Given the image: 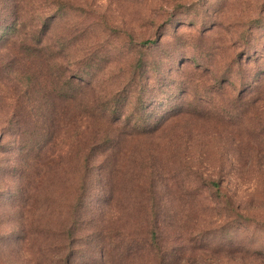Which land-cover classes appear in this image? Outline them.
<instances>
[{
    "label": "rangeland",
    "instance_id": "1",
    "mask_svg": "<svg viewBox=\"0 0 264 264\" xmlns=\"http://www.w3.org/2000/svg\"><path fill=\"white\" fill-rule=\"evenodd\" d=\"M39 252L264 264V0H0V264Z\"/></svg>",
    "mask_w": 264,
    "mask_h": 264
},
{
    "label": "trees",
    "instance_id": "2",
    "mask_svg": "<svg viewBox=\"0 0 264 264\" xmlns=\"http://www.w3.org/2000/svg\"><path fill=\"white\" fill-rule=\"evenodd\" d=\"M54 255L55 254L53 253L49 257L44 258L43 257V253L42 252H39L37 254L36 258L35 259H32L28 263H34V264H59V263H61V264H70L69 263L70 262L69 259H67L68 257H66L64 260H59L57 262L53 261L54 260Z\"/></svg>",
    "mask_w": 264,
    "mask_h": 264
}]
</instances>
